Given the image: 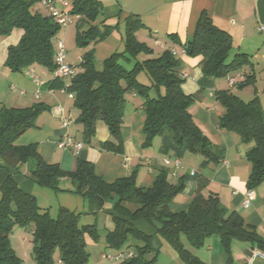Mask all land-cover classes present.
Instances as JSON below:
<instances>
[{"label":"trees","instance_id":"1","mask_svg":"<svg viewBox=\"0 0 264 264\" xmlns=\"http://www.w3.org/2000/svg\"><path fill=\"white\" fill-rule=\"evenodd\" d=\"M69 1L71 12L80 15L76 34L78 45H93L106 39L118 27V24L107 23L100 0ZM39 2L41 0H0V35H10L16 28L24 30L19 43L8 48L6 65L13 72H25L36 65L52 72L56 68L57 37L62 27L52 14L34 8ZM84 25L86 28L82 29ZM143 26L140 15L131 14L125 20L124 49L105 58L102 69L97 67L95 52H87L77 73L68 81L66 89L74 94V105L79 110L76 122L83 126L84 139L91 142L98 122L103 121L112 139L103 142L102 147L122 153L125 107L128 95L135 92L144 99L145 146H151L156 137L169 133L177 146L201 155L203 167L221 163L223 152L191 112L196 96L183 90L185 78L181 76V59L170 48L153 56V48L137 38L136 32ZM170 36L177 41L176 34ZM232 48L231 33L218 27L205 11L184 46L187 55L202 57L205 75L224 78L249 67L250 71H243L244 78L234 86L244 89L255 85L257 76L251 56L247 53L231 56ZM131 63L133 67L128 69ZM141 74L147 77V83L139 79ZM55 82L59 87L65 86V81L54 77L52 84ZM216 99L224 108L220 127L236 133L244 143H253L247 152L251 164L247 187L256 188L264 182V108L260 98L256 95L246 101L232 89H222L216 91ZM49 109L42 102L29 107L2 106L0 156L17 173L31 176L39 185L54 191L80 194L101 204L116 199L115 229L106 233V245L115 250L126 245L135 246V254L117 264H154L155 258H146L153 251V235L135 225L139 219L151 223L156 234L169 242L186 264H209L195 250L214 235L221 238L228 251L233 241L240 240L264 252V235L257 227L248 224L239 212L228 209L217 193L205 195L202 185L187 209L174 212L170 203L184 190L183 178L173 183L162 171L156 174L153 185L143 187L134 172L107 182L91 161L78 158L73 170H65L59 163L44 160L36 143L17 145L16 140L27 130L37 127L38 117ZM0 193V264L22 262L10 240L17 226L32 230L34 264H57V253L64 264H88L87 236L96 241L101 238L96 224H82L81 213L66 207H60L57 217H53L49 208L41 207L36 196L22 190L12 175L2 184ZM131 241L136 242L131 246Z\"/></svg>","mask_w":264,"mask_h":264},{"label":"crops","instance_id":"2","mask_svg":"<svg viewBox=\"0 0 264 264\" xmlns=\"http://www.w3.org/2000/svg\"><path fill=\"white\" fill-rule=\"evenodd\" d=\"M100 1L108 18L107 23L118 24L119 28L125 24L126 18L131 14L140 15L145 26L139 29L136 35L140 41L153 48V56H159L168 48L177 50V55L182 61L181 74H187L182 85L183 90L187 94L196 96L190 108L191 112L202 130L219 146L224 155L223 160L219 164L203 167V157L187 151L185 147L177 146L169 133L156 137L151 146H145L144 99L135 92L128 95L121 128L124 151L117 153L102 147L103 142L112 139L111 132L103 121L98 122L96 135L91 142L86 141L83 136V126L76 122L79 110L74 105V99L62 90L63 87H59L58 82L52 84L54 80L52 71L42 65H36L25 72H13L6 65L8 48L18 44L24 33L21 28L14 29L10 35H0V108L4 105L29 107L42 102L50 109L38 117L37 127L24 132L16 140V144L36 143L44 160L49 163H59L65 170H73L78 158L91 161L95 164L97 172L107 182H113L137 172V182L143 187H149L153 185L156 174L164 171L173 183L181 178L185 181L184 190L170 203L172 211L180 212L187 209L199 186L202 185L205 195L210 192L217 193L228 209L239 212L248 224L256 226L257 230L264 235V182L251 190L247 187L251 173L247 152L252 148L253 143H244L239 135L220 127V117L224 108L216 99V91L222 89H232L245 99L244 95H248L245 91L250 87L238 89L236 86L229 85L228 77L234 76L237 71L224 78L205 75L201 67L202 57L189 56L184 50L187 40L195 32L201 13L207 12L218 27L227 30L233 36L231 56L236 53H247L251 56L257 76L256 85L254 89H251V94L254 95L253 98L256 95L259 96L264 108V88L261 89L259 86L261 81H264V0ZM42 6L49 13L46 6L43 4ZM171 34L177 35V41L171 38ZM57 38L58 42L62 39V35H58ZM82 60L83 55L77 54L76 63L80 64ZM67 62L74 65L71 60ZM241 69L245 73L250 71L249 67ZM33 75L41 81V85H38ZM139 79L145 83L148 82L144 74H141ZM60 81L63 80L60 79ZM38 90L41 93L37 96ZM58 106L63 108L61 113L57 110ZM64 119H70L68 127L63 126ZM66 136L82 145L78 148L60 147L59 142ZM177 160L181 161L180 165L176 163ZM10 175L22 190L36 196L41 207L48 205L56 211L60 207H66L80 212L81 222L96 224L101 233V238L97 241L90 237L88 246L91 244L96 248L99 242L107 247L105 235L115 229L113 216L116 214L114 209L116 199L107 200L101 204L95 199H85L80 194L54 191L39 185L31 176L17 173L0 156V188ZM249 192H251L248 195L251 205L245 207L243 201ZM135 225L153 235L151 239L153 251L146 255L147 259L155 258L154 264H186L169 242L156 234V229L151 223L139 219ZM15 230L14 240L20 239V250L17 249L13 240L11 243L22 260L21 264H34L32 230L26 228ZM134 242L131 241L129 245H134ZM128 249L135 250V246L126 245L120 250ZM112 250L110 254L120 251ZM195 252L209 264H264V252L251 243L235 240L228 251L218 235L211 236L206 244ZM108 261L118 263L105 258V252L96 263L109 264ZM57 264H64L59 255Z\"/></svg>","mask_w":264,"mask_h":264},{"label":"rangeland","instance_id":"3","mask_svg":"<svg viewBox=\"0 0 264 264\" xmlns=\"http://www.w3.org/2000/svg\"><path fill=\"white\" fill-rule=\"evenodd\" d=\"M34 8H40V10H42L43 12L46 13L45 8L42 6V4L39 2L38 4H36L34 6ZM86 25H84L82 27V29H85ZM125 24L122 25L121 28L116 27L113 32L104 40H101L97 43H94L93 45L90 46H80L78 45L77 41H76V34H77V30H78V20L76 19L72 24H70V26H67L65 28L62 29V31L59 33V35H62V40L64 42L65 45V49H66V59L67 60H71L72 64H74V66H76L79 63H76L75 58L77 56V54H81V55H85L87 52L89 51H94L95 52V58H96V64L97 67L99 69L103 68V62L104 59L109 57L113 52L116 51H122L124 49V35H125ZM70 32H67V31ZM123 38V41H122ZM79 66V65H78ZM133 67V63L128 64L127 68L131 69ZM78 69V67H76ZM38 74V73H36ZM256 85V83H255ZM255 85L249 86V90H246L245 92H248V95H244L246 101L250 100L253 98L254 95H252V90L254 89L253 87ZM260 88H264V81H261L260 83ZM234 90L238 91V89L234 88ZM243 96V95H241ZM244 98V97H243ZM242 98V99H243ZM45 206L43 208H49L50 213L53 217H57L58 215V211H56L55 209H51V207H49L48 205H42ZM53 210V211H52ZM84 224V223H82ZM86 224V223H85ZM15 229H24L22 227H15ZM13 229L11 234H10V240H13V243L16 244L17 249L20 248L19 245V238L15 239L16 237V230ZM87 241L89 243V239L90 237L87 236ZM17 242V243H16ZM98 246H96V248L89 244L87 250L90 253L89 256V261L88 264H97L96 262L98 261V258H101V255L103 252H105V254H110L111 252H113V250L111 248H108L106 246H104V244L101 245V243L98 242L97 244ZM20 250V249H19ZM102 251V253H101ZM58 253L56 254V259H58ZM109 264H116L113 261H108Z\"/></svg>","mask_w":264,"mask_h":264},{"label":"built area","instance_id":"4","mask_svg":"<svg viewBox=\"0 0 264 264\" xmlns=\"http://www.w3.org/2000/svg\"><path fill=\"white\" fill-rule=\"evenodd\" d=\"M42 4L46 6L49 13L53 15L56 22L63 28L70 26L76 19H80V15L73 14L70 9V1L69 0H41ZM263 28V27H262ZM172 53L177 55L178 52L176 49H171ZM55 64L56 68L53 71V75L55 78L61 79L65 81V86L63 87V91L67 92L68 96L70 98H74V94L67 91L68 86V79L73 77L77 73V68L74 65H71L66 60V49L65 45L62 39H59L56 46V54H55ZM34 76V75H33ZM183 78L187 77L186 73L181 74ZM35 77V76H34ZM244 78L243 71H238L234 76L228 77V82L230 86H234L238 80ZM36 82L38 85H41V81L35 77ZM41 93L40 90L37 91V96ZM57 110L59 113L63 111V108L58 106ZM70 119H64L63 126L68 127L70 124ZM82 145V143L74 141L71 137L66 136L63 140L59 142V146L64 147H74L78 148ZM169 162V160H167ZM176 163L178 165L181 164L180 160H177ZM251 192L247 194L243 201V205L245 207H249L251 205L250 199L248 198V195H250ZM135 254L134 250H122L118 251L114 254H105V258L109 260H115V261H122L125 258H129Z\"/></svg>","mask_w":264,"mask_h":264}]
</instances>
